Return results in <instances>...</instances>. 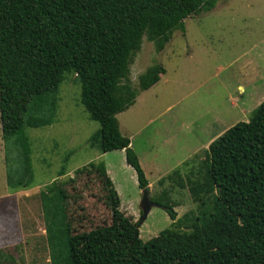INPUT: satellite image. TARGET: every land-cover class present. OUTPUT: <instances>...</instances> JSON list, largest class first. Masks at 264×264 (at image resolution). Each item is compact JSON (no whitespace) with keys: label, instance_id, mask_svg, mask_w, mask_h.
<instances>
[{"label":"trees","instance_id":"1","mask_svg":"<svg viewBox=\"0 0 264 264\" xmlns=\"http://www.w3.org/2000/svg\"><path fill=\"white\" fill-rule=\"evenodd\" d=\"M216 2L0 0V129L8 189L34 185L25 129L53 122L65 72L75 74L81 103L99 123L89 143L101 152L123 149L138 187L148 185L116 115L134 103L139 90L152 86L164 68L148 66L134 87L132 58L143 37L160 51L174 30H184L187 16L210 11ZM83 167L97 171L109 206L116 210L120 199L105 164L90 161ZM65 173L62 165L58 176ZM167 177L187 187L197 207L178 218L168 191L150 196L172 223L146 241L128 217L71 234L61 216L68 194L53 184L42 197L56 259L61 264H264V100L247 121L236 122L208 144L185 182L179 169ZM59 219L64 228L52 230Z\"/></svg>","mask_w":264,"mask_h":264},{"label":"rangeland","instance_id":"2","mask_svg":"<svg viewBox=\"0 0 264 264\" xmlns=\"http://www.w3.org/2000/svg\"><path fill=\"white\" fill-rule=\"evenodd\" d=\"M154 64L164 68L163 78L117 119L138 156L150 196L168 191L179 218L197 203L187 187L167 176L179 169L185 182L208 144L236 122L247 121L264 100V0H217L210 11L187 16L184 30H174L160 51L143 37L130 64L134 87L138 76ZM80 96L75 74L65 72L53 122L26 127L34 184L29 189L7 187L0 129V264H61L50 250L49 212L42 197L57 183L68 194L61 216L71 234L126 217L138 223L143 241L171 227L160 206H153L139 223L142 189L136 173L126 163L124 150L101 152L89 143L99 123L89 118ZM90 161L105 164L120 199L116 210L109 206L97 171L83 167ZM62 165L66 173L58 176ZM61 222L52 230L63 229Z\"/></svg>","mask_w":264,"mask_h":264},{"label":"water","instance_id":"3","mask_svg":"<svg viewBox=\"0 0 264 264\" xmlns=\"http://www.w3.org/2000/svg\"><path fill=\"white\" fill-rule=\"evenodd\" d=\"M153 206H160V205L150 198L149 185H146L141 190V199H140L141 216L138 220L139 223L146 218L147 214L149 213L150 209Z\"/></svg>","mask_w":264,"mask_h":264},{"label":"crops","instance_id":"4","mask_svg":"<svg viewBox=\"0 0 264 264\" xmlns=\"http://www.w3.org/2000/svg\"><path fill=\"white\" fill-rule=\"evenodd\" d=\"M147 68V67H146ZM163 78V73H161L160 75H159V79H162ZM159 81V80H158ZM157 81V82H158ZM157 82L154 84V85H152V86H150V87H148V88H146V89H143V90H139V92H138V94H137V96H136V98H135V101H134V103L132 104V105H130L127 109H125L124 111H122V112H119L116 116L118 117V115L120 114V113H123V112H125V111H128L129 109H131L136 103H137V101L140 99V97H141V95L143 94V93H145V92H147V91H149L150 89H152V87H155L156 85H157ZM137 87H138V85H137ZM118 122H119V120H118ZM120 130H121V124H120ZM130 143H131V141H130ZM208 147V146H207ZM118 150V149H117ZM120 150H123V149H120ZM124 154H125V152H124ZM106 167V166H105ZM106 171H107V169H106Z\"/></svg>","mask_w":264,"mask_h":264}]
</instances>
